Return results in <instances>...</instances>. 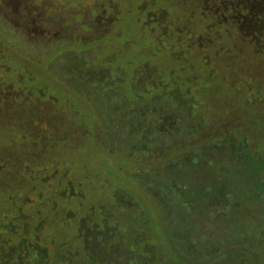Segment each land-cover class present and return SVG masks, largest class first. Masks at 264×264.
Returning <instances> with one entry per match:
<instances>
[{
	"label": "rangeland",
	"instance_id": "obj_1",
	"mask_svg": "<svg viewBox=\"0 0 264 264\" xmlns=\"http://www.w3.org/2000/svg\"><path fill=\"white\" fill-rule=\"evenodd\" d=\"M148 7L146 0L140 3L138 0H39L37 9L42 14L43 23L40 21L34 23L35 19L32 22L33 25L29 22L4 19L7 33L15 38V45L23 51L33 56H40L57 49L49 62L30 65V67L41 77L54 80L65 91L67 86L69 88L67 92L72 93L77 100L82 101L84 97L85 101L87 100L86 102L100 113L103 126L99 133L97 130L85 133V126L77 125L78 118L84 115L82 108L73 102L71 96L60 94L59 88L47 82L44 92L55 95L58 100L56 104L64 105L61 103L64 101L68 103L62 108L65 114L66 132H60L59 128L54 131L52 128L53 134L49 135L43 130L46 121L40 117L49 113L42 112L43 110L50 111L52 107L54 108L52 97L51 99L43 98L44 95L39 97L31 89L19 90L17 83L0 81V128L5 131V126L13 124L21 130L38 131L40 136L46 133L48 141L32 142L30 148L34 151L42 149L43 153H41L39 166L30 171L27 170L30 168L27 163L31 164L33 157L30 160L24 158L22 148L25 146L20 142L18 134L14 133L12 137L15 143L9 140L7 143L0 144V159L7 166L4 171H1L0 178V264H85V262L92 264H264V197L262 199L246 197V207L251 211L247 214L235 208L232 203L234 197L232 194L218 195L210 201L203 197H191L188 201L182 198L183 185L205 188L210 185H220L223 183V178L219 174H226L233 170L235 173L236 169L244 167L246 153L243 145L239 144L243 139L255 144L253 153L259 154L264 150V60H255L256 57L249 54L250 48L243 40H238L237 46L233 48L223 47L224 50L221 47L216 48V55L221 62L214 65V69H209L208 77L202 80L199 85L201 90L195 95L198 101L195 110L199 115H203L201 128L195 135L182 136L186 143L176 144L173 150H163L162 146L167 142L159 139L156 141L157 144H154V148L163 152L146 155L139 151L128 150L133 154L132 158L128 157L130 160L124 159L121 154L122 149L118 142L120 140L127 142L131 139L123 126L124 130H119L117 123L120 119L111 118L117 109L115 105L121 98L117 95L112 100L106 99L100 91L102 86L93 82L98 78H107L111 81L116 79L123 70L121 68L113 70L104 66L102 58L103 54H108L106 48L111 47L110 51H114L112 55L107 56L108 59L117 54H123L126 49L128 51L124 55L128 57L127 59L122 55L114 59L111 66L122 62L129 67L136 60L143 59L133 70L134 80L139 86L152 84L157 88V92H154L152 96L136 102L137 107L140 106L145 112L147 111V116L152 115V108L149 109V107L153 104L168 106L171 110L175 105L171 91L161 88L162 67L148 61L159 63L166 61L167 46L175 45L169 42L171 34L168 33L173 31L170 26L174 20L164 14V9L157 8L156 11L150 10L154 14L156 25L151 23V20L144 21L140 11H146ZM124 9L128 13H124ZM125 25V31L117 38V42L121 44H117L115 37L121 34ZM181 27V23H178L174 29L180 32ZM109 33L113 36L108 41L89 46L93 44V40ZM139 35L147 42L140 39ZM174 35L178 40L175 41L177 45L190 46L192 42H195V46L198 47L196 52L201 57H209L210 63L216 62V58H211L214 53L210 55L209 51L202 49L209 47V43L214 38L211 36L212 33H204L184 44L181 43L180 34L178 35L175 30ZM104 38L107 39L106 36ZM79 44H85V46L82 47ZM142 47H152L154 53L148 54L145 50H140ZM131 52H136V59ZM174 52L176 53L171 54L173 59L184 64L189 62L188 57L182 54L183 49ZM248 57L253 62L248 63ZM190 60L197 62L192 57ZM197 71L205 73L203 68ZM199 77L202 76L199 75ZM28 81L35 82V80ZM28 84L30 83H27L26 78L24 85ZM38 85L34 84L36 87ZM181 95L179 94V106L187 108L189 98L184 97V93ZM173 113L183 127L187 120L182 115L184 112L175 110ZM95 133L100 134L103 153L99 152V146L94 147L88 141L91 135L95 137ZM24 140L28 144L31 137L27 136ZM215 141L216 145L212 144ZM203 145V148L194 149L184 156L187 161L182 160L184 158L182 157L169 166H162L167 159L172 158L171 155L178 153L176 155L178 156L186 153L190 146ZM89 149L93 151L95 149L96 154L92 157L97 163L110 165L111 162L105 163L106 155H108L117 165L126 162L134 163L137 168L124 171L125 174L129 173L136 179L138 185L120 174H109L110 179L100 178L103 190L115 202L124 208L133 206L131 211L127 212L118 209L111 211L113 215L109 221L113 222L99 231L106 234L114 229L120 237L122 236V242L112 241L110 246L105 248L102 246L100 249L104 237L96 238L92 242L93 246L91 242L87 244L86 248L89 252L84 259H81V254L75 255L78 245L71 236V231L75 229L69 223H63L56 232L60 240L56 239L55 242L50 240L41 244L48 249L45 250V259L25 258L21 254L16 256L21 249L20 234L21 238L26 236L30 238L31 235L33 236V231L34 233L44 229L47 232L52 231L48 229L52 219L50 217L46 222L44 221L48 217V212L45 204L41 202L48 197L50 199L52 180L55 176L48 175L50 169L54 168L59 173L65 166L64 171L70 180H80L83 195L79 198L81 202L76 209L77 214L84 211L85 205L87 206L90 201L95 203L94 206H98L97 204L101 201L105 202L106 198L99 195L98 190H93L94 178L97 177L96 166L93 168L90 163L82 164V169H88V173H85V169L79 171L74 164L79 159V163L84 162L82 157ZM56 158L62 159L65 163L49 164V160ZM195 158H198L197 162H192ZM155 166L158 168L153 169ZM35 170L39 173L38 190L20 191L18 197L23 205L20 203L15 206L9 203L5 205L8 196L4 191L7 189L8 195L11 193L16 195L17 190L11 189L13 187L19 189V186L24 183L23 177L26 176L29 179L34 177ZM261 175L264 181V168L261 169ZM130 184L133 188L130 190H133L134 194L136 187L140 186L139 194L147 201L152 199L160 212L151 205H143L137 196L134 198L121 188L123 186L130 188ZM144 190L148 192V197ZM70 205L75 208L77 202L73 200ZM34 211H36V218L41 220L39 229H34L28 222L29 213ZM140 211H144V214L142 215ZM19 220L20 227L16 230V234L12 236L8 232L4 234L2 229L6 227V222H12L17 227L19 224L16 221ZM115 221L118 223V228L113 224ZM49 238L53 239V236ZM78 257L81 261L76 262L79 260Z\"/></svg>",
	"mask_w": 264,
	"mask_h": 264
},
{
	"label": "trees",
	"instance_id": "obj_2",
	"mask_svg": "<svg viewBox=\"0 0 264 264\" xmlns=\"http://www.w3.org/2000/svg\"><path fill=\"white\" fill-rule=\"evenodd\" d=\"M76 1H81V0H76ZM145 0H138V2H142ZM148 6V9L140 11L143 17L144 21L151 20V23L156 25V20L153 18L154 14L150 12V10H157V8H162L164 9V14L167 17H171L172 20H174L172 26H170L171 30H175V32L178 34L176 29H174V26L176 24L182 25L181 31L183 32L181 35V43H187L193 38H198L200 35H203L204 33H212V37H214L211 40V43H209V47H216L219 49L221 47L223 50V47H236L237 46V41L238 40H243L245 45H247L250 48L249 54L254 55L255 60H264V0H146ZM39 5V0H0V81L6 80L10 81L11 83H17V86L19 87V90L27 91L28 89H31L32 92L36 93L37 96L44 95L46 97H49L51 99V96H55L53 94H46L45 91V85L47 82H50L52 86H55L56 88H59L56 85V82L54 80H49L46 78L41 77L37 72L34 71L30 67V65H39V64H44V62H49L53 56L56 54V50H51L46 54H40V56H33L25 51H23L21 48L17 47L14 43V37L9 36L7 33V28L4 23V19H11L13 21L17 22H29L30 24L36 23V21H40L43 23L42 19V14L40 11L37 9V6ZM152 10V11H153ZM124 13H128L124 9ZM118 18V17H117ZM116 18V19H117ZM35 19V22L33 21ZM34 22V23H32ZM158 27V26H157ZM126 25L121 32L120 35L115 37V42H117V38H119L122 33L125 31ZM170 33V32H168ZM199 34V35H198ZM195 35V36H193ZM197 35V36H196ZM107 37L105 39L104 37ZM113 34L111 33L103 35L102 37L93 40V44H89V46H96L99 42H106L110 37H112ZM140 39L143 41L147 42L141 35ZM17 37V35H16ZM78 44V43H77ZM76 44V45H77ZM117 44H121L118 43ZM238 45H240L238 43ZM79 46H85L82 44H79ZM110 48H106L105 50L108 51V54H103L102 62L104 63L105 67H109L113 70L119 67V65H124V63L118 62L114 65L112 62L114 59L120 57L123 55L125 59L128 57H125L124 55L126 52L123 54H117L110 59L107 58L108 55H112V52L110 51ZM248 51V50H247ZM243 54V53H242ZM241 54V55H242ZM143 60V59H142ZM142 60H137L142 61ZM202 63L209 62V57H203L200 60ZM252 59L248 57V63L251 62ZM217 62L220 63L221 60H218L217 56ZM253 62V61H252ZM252 64V63H250ZM126 66V65H125ZM128 70V69H127ZM27 78V83H30L28 85H24L25 79ZM28 80H35L30 82ZM34 84H39L37 87L34 86ZM24 87H21V86ZM41 86V87H40ZM40 87V88H39ZM18 90V89H17ZM59 93H64L60 88L58 89ZM51 103V100H50ZM6 129L5 131L0 128V144L7 143L9 140L13 143H15L12 140V137L14 136V133L18 134L20 137V142L24 144V148H22L23 155L25 156V159L32 158V163H27V165H30V168L27 170L30 171L31 169H35L37 166H39V160L41 157V153H43L42 149L34 151L30 146L32 145V142H48L46 135L40 136L38 131H30V130H21L17 126L11 124L5 126ZM42 130V129H39ZM45 130V129H43ZM27 136L31 137V141L26 144L25 140ZM187 136V135H185ZM140 137V135H138ZM89 143L92 144L94 147L95 145L99 146L98 150L101 153L103 151L102 145L103 143L99 139V137L95 134V137L93 135L90 136L89 138ZM19 142V143H20ZM239 142V141H238ZM181 143H186L185 139L182 138L178 142V144ZM230 143V142H229ZM239 144L243 145L244 152L246 153V158L248 159V165H246L242 170L239 171L242 175H246L248 177V181L246 182H240L239 180L234 182V188H239L240 185L242 184H250L249 186H243L241 188L246 189L250 192L255 191L256 194L254 196L255 199L259 198L258 196V191L259 192H264V181L262 180V175H261V169L264 168V150L259 153L255 154L253 153V147L255 144L247 142L245 139L242 140V142H239ZM176 145V144H175ZM174 145V146H175ZM174 146L165 148L166 150H173ZM121 147V146H120ZM122 149V155L124 159H129L133 157V154L131 152H128V150H134V151H139L142 153H145L146 155L150 153H158L163 152L161 150H157L151 146H148L147 144H141L140 147H121ZM164 150V149H163ZM93 150H88L87 152L85 151V163H90L92 167L96 166L97 169V177L94 178V186L93 190L94 191H99L100 189V178L102 177H108L109 174H120L122 175L123 178H129L128 176L124 175L122 172L126 169H137L134 163L128 164L126 163H121V164H116L115 161L108 155H106V162H111L110 165L103 164L102 162L97 163L94 160V157L92 155H95V149ZM103 153V152H102ZM178 154V153H177ZM171 155V159H174L178 156ZM130 157V158H128ZM171 159H167V162L170 161ZM109 160V161H108ZM34 161V162H33ZM54 159L49 160V164H53ZM2 159H0V172L4 171L5 168L7 167L5 163L3 162L1 164ZM166 162V163H167ZM166 163H164L162 166H164ZM24 164V163H23ZM134 164V165H133ZM5 166V167H4ZM161 166V167H162ZM78 167V166H75ZM65 168V167H64ZM63 170L60 171L61 174H65V171ZM158 168L155 166L153 169ZM85 169V168H84ZM81 168V170H84ZM32 172V171H31ZM35 176L31 177L30 179L23 177L24 183L21 184L18 187H13L11 190L16 189L17 193L16 195L14 193H11L8 195V190L6 189L4 193L8 196V200L6 198L5 200V205L9 203L10 205H14L17 203H21L18 195L20 191L23 190H38V187L40 185V182L37 183L39 173L36 172L35 170ZM85 173H88V169H85ZM56 175L57 172L55 171L54 168L49 170L48 175ZM2 176V172L0 173V178ZM65 176V175H63ZM93 176V175H92ZM55 179V176H54ZM53 179V180H54ZM110 179V178H109ZM52 180V181H53ZM80 180H70V178H67L66 181L63 182V184L59 187L58 189V200L61 202L60 203V213L58 211L56 212V209L54 208V200H51V198H55L54 196V191H53V183L52 182V189L51 192H53L47 199L41 200L43 204L46 206V210L48 212V217L44 219L46 222L50 217H51V225L48 226V229H52L51 232H47L45 229L44 230H39V233H33V236L31 235L30 238L29 236L26 237H20L22 236L21 234L19 235L20 243H21V249L19 252H17L16 256H24L25 258H33L36 257L37 259H45L46 254H45V249L41 244L47 243L50 240H60L56 236V232L58 228H61V223L60 220V215L62 219L64 218L63 216L66 215L69 208H74L73 206L70 205V202L75 200L77 201L83 194H82V185L79 183ZM138 185V184H137ZM130 188H125L127 191L131 192L133 195L137 196L139 201L143 205H149L147 201L144 200L143 196L139 194L140 186L136 187V192L135 194L133 193V189L131 187V184L129 186ZM42 188V187H40ZM99 188V189H98ZM10 189V188H9ZM91 190V191H93ZM100 195V193H99ZM13 199V200H12ZM49 199V202H48ZM23 205V204H22ZM95 203L90 201V203L86 206L85 205V213L90 212L91 214H94L99 210V204L98 206H94ZM152 207H155V205H152ZM63 208V209H62ZM141 214H144V211H140ZM29 223L33 225L34 229H37L39 224L41 223V220L36 218V211L30 212L29 213ZM19 225L17 227L14 226V223H9L6 222V227L3 228L4 234L8 232L10 236L16 234V230L19 229L20 227V220L16 221ZM13 224V225H12ZM14 226V227H13ZM39 229V228H38ZM1 230V228H0ZM50 236H53V239L49 238ZM71 236L73 240L77 241L78 248L75 249V255L80 256L82 259L83 257V248L81 242H79L78 238L80 237L79 231L74 230L71 231ZM71 238V237H70ZM103 241V240H102ZM73 243V242H72ZM23 254V255H22ZM78 257L79 260L76 262L81 261ZM85 264H92L91 262H85Z\"/></svg>",
	"mask_w": 264,
	"mask_h": 264
},
{
	"label": "flooded vegetation",
	"instance_id": "obj_3",
	"mask_svg": "<svg viewBox=\"0 0 264 264\" xmlns=\"http://www.w3.org/2000/svg\"><path fill=\"white\" fill-rule=\"evenodd\" d=\"M182 31L178 32V35H182ZM170 38L169 42L175 43L173 46H167L166 50V56L165 59L166 61L164 62H153L151 60H148L156 65H160L163 69V78L161 80V88H164V90H169L171 91V96L174 99V108L171 110L168 106H158V105H151L149 109L152 108V115L147 116L144 109L142 107H137L136 102L139 100H143L146 97L152 96L154 92L156 91V87H154L152 84H146L145 86H139L138 82L134 80L133 77V70L134 68L138 65V61L136 60L131 66L126 67L125 65L128 66V64H122L119 65L118 68H121L122 72L119 74V76L116 79H112L109 81L107 78L103 79H95L96 81H93L94 83H98L100 86H102L101 93L102 95L109 100H112L114 96H119L121 98L120 102L115 105L117 107L115 113L111 115V118L114 117L115 119H120L119 125L120 129L119 130H124L126 129V134H130L131 139L130 141L124 142V141H119V145L121 147H140L141 144H147L148 146H151L154 148V144H157V140H162L167 142L164 146H162V149L169 148L174 146L175 144H178L180 140H182V136L187 135V137H190L192 135H195L201 128L202 125V120H203V115H199V113L195 110L198 106V101L195 97L196 94L199 93V85L202 83V80L207 78V73H209V69H214V65H218L219 63L217 62V53H216V47H203L202 49L205 51H209V54L211 55L214 53V56L211 57L212 59L216 58L215 63H202L200 60L203 58L200 56V54L196 51H198V47L195 46V42H192L193 44L190 46H180L177 45L175 41V35L174 31L170 32ZM179 49H183V56H187L189 62L187 64L181 63L179 61H176L173 59L172 55L173 53H176L174 51H178ZM186 49H190L189 51ZM140 50H145L148 54H153L154 49L152 47H142ZM131 54L135 57L136 52H131ZM131 55V56H132ZM194 58L195 61L197 62H192L190 58ZM136 59V57H135ZM131 62V59H130ZM132 63V62H131ZM198 65V66H195ZM125 66V67H124ZM204 69L205 73H199L197 69ZM128 69V70H127ZM201 75L202 77L198 76ZM156 84V83H155ZM62 91L65 92L67 96H71L73 98V102L79 104V106L82 108V111L84 112V115L78 118V124L77 125H83L85 126V133L87 132H93L97 130V132H100L102 122L100 120V113L97 112L93 108L90 103L85 101V98L83 97V100H77V98L74 97V95L70 92H67L69 88L66 86L65 88L67 89L66 91L60 87L58 84H56ZM157 85V84H156ZM159 86V85H158ZM184 97L189 98V103L186 106L187 108H182L179 106V94H183ZM170 95V93H169ZM52 97V103L54 108L42 111V112H49L43 117H40V119H45L46 124L43 126L45 129V132L49 135L53 134V130L57 131V128H59L60 132H66V129L64 127V113H63V106L67 105V102H61L64 105L61 104H56L57 103V97L56 96H51ZM176 97V98H174ZM183 97V95H181ZM177 99V100H176ZM86 103V104H85ZM114 106V108H115ZM61 108V109H60ZM175 110L184 112L182 115H184V118H186V123L182 127L178 123V118L176 115L173 113ZM41 113V112H40ZM175 115V116H174ZM43 119V120H44ZM107 124L109 123L108 121L106 122ZM124 127V129L122 128ZM53 128V130H52ZM44 134L47 136V134ZM97 134V133H95ZM140 135V137H138ZM99 137L100 134H97ZM173 137V138H171ZM100 139V137H99ZM101 140V139H100ZM102 142V141H101ZM212 144L216 145V141L213 142ZM203 146L199 147H194L190 146L187 148V152L184 154H181L180 156L171 159L168 161L164 166H169L173 164L172 162L175 161L176 159L182 158L186 156L189 152L193 151L194 149H201ZM157 149V148H156ZM85 156V154H84ZM196 159V160H195ZM192 159V162H197L198 158ZM80 160V159H79ZM79 160L75 162L74 164L78 166V170H81L82 164L85 163V157H82V160L84 162L79 163ZM182 160L187 161V158L184 157ZM58 162H63L65 163L62 159H54L53 164L56 165ZM72 163V162H71ZM73 164V163H72ZM73 164V165H74ZM66 165V164H65ZM74 165V166H75ZM248 165V159H246V162L244 164V167ZM163 166V167H164ZM65 167V166H64ZM244 167L240 169H236L235 173L234 170L227 172L226 174H219L220 177L223 178V183L220 185H210V187H204V186H194V187H189L187 185H183V193H182V198L184 201H188L189 198L191 197H203L207 201H210L217 197L218 195L220 196H225L228 194L234 195L232 198V203L235 206V208L240 209L241 213L247 214L251 212L246 206L245 198L246 197H251L254 198L256 192L255 191H248L246 189H243L244 185L247 186L248 184H242L239 186V188H234V182L239 180L240 182H246L248 181V177L246 175H242L239 173L240 170H242ZM63 170V169H62ZM61 171V170H60ZM57 173L55 175V179L53 180V191H54V208L56 209V212L58 211L60 213V206H59V200H58V189L59 187L63 184L64 181L68 178L65 174ZM124 175L128 176L131 180H133L136 185L138 184L137 180L132 178V176L128 174H125V171L122 172ZM65 175V176H63ZM218 176V177H219ZM262 177V176H261ZM108 178V177H107ZM109 179V178H108ZM100 189L99 193L101 196H104L106 198L105 202H100L99 204V210L97 211V214H91L90 212L85 213V210L79 214L76 213V209L78 208V205L80 206L81 200L78 199L77 202V207L75 208H69L66 215L63 216L64 218L62 219L60 215V222L61 224H66L69 223L70 226H73L75 230L79 231L80 237L78 238L79 242H81V246L83 248V257L84 259L85 255L87 252V244L89 242L94 241V239H98L100 237H104V242L101 243L100 249L102 246L107 247L110 246L111 242L115 241H121L122 242V236H119V233L114 229L110 230L106 234H102L99 231L103 230L106 226H110L111 222L109 221L112 217L111 211H114L115 209L122 210L124 212H127L128 210L131 211L132 205L130 207H121L119 203L115 202L112 197L103 190V186H101L100 183ZM121 187V186H119ZM123 188V187H121ZM124 189V188H123ZM142 189V188H141ZM127 193L132 195V197L137 198L135 195H133L131 192L127 191L124 189ZM146 193L147 197L148 192L144 190ZM53 192H51L52 194ZM258 196L259 199L263 198L264 192H259L258 191ZM82 197V196H81ZM145 200V199H144ZM150 201H147L149 205H155L156 208L159 210L157 204L152 201V199H149ZM61 203V202H60ZM63 209V208H62ZM160 212V210H159ZM85 224H90L86 226ZM114 226L118 228V223L115 221ZM121 235V234H120ZM134 239V238H133ZM93 246V245H92Z\"/></svg>",
	"mask_w": 264,
	"mask_h": 264
}]
</instances>
